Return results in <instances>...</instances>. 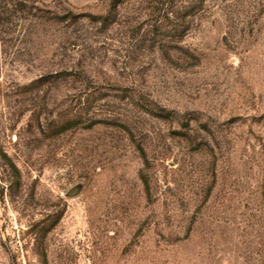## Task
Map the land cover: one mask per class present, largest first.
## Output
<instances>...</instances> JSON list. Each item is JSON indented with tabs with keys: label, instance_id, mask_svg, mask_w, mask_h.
<instances>
[{
	"label": "rangeland",
	"instance_id": "obj_1",
	"mask_svg": "<svg viewBox=\"0 0 264 264\" xmlns=\"http://www.w3.org/2000/svg\"><path fill=\"white\" fill-rule=\"evenodd\" d=\"M0 264H264V0H0Z\"/></svg>",
	"mask_w": 264,
	"mask_h": 264
},
{
	"label": "trees",
	"instance_id": "obj_2",
	"mask_svg": "<svg viewBox=\"0 0 264 264\" xmlns=\"http://www.w3.org/2000/svg\"><path fill=\"white\" fill-rule=\"evenodd\" d=\"M67 122H68V124H72V123L75 124V122H73L72 120H69V121H67Z\"/></svg>",
	"mask_w": 264,
	"mask_h": 264
},
{
	"label": "water",
	"instance_id": "obj_3",
	"mask_svg": "<svg viewBox=\"0 0 264 264\" xmlns=\"http://www.w3.org/2000/svg\"><path fill=\"white\" fill-rule=\"evenodd\" d=\"M77 194V193H76ZM76 194H74V195H76Z\"/></svg>",
	"mask_w": 264,
	"mask_h": 264
}]
</instances>
